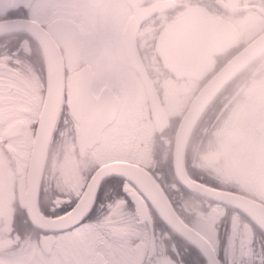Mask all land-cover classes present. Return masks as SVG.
<instances>
[{"label": "snow or ice", "instance_id": "6c2138e0", "mask_svg": "<svg viewBox=\"0 0 264 264\" xmlns=\"http://www.w3.org/2000/svg\"><path fill=\"white\" fill-rule=\"evenodd\" d=\"M131 3L0 0V175L11 178L0 264H264V105L230 95L228 80L204 91L195 168L155 152V131L139 126L153 119L147 85L132 74L182 94L210 55L180 31L189 10L199 34L248 16L264 27V0H144L128 33ZM225 152L244 173L215 158Z\"/></svg>", "mask_w": 264, "mask_h": 264}, {"label": "flooded vegetation", "instance_id": "af4514ba", "mask_svg": "<svg viewBox=\"0 0 264 264\" xmlns=\"http://www.w3.org/2000/svg\"><path fill=\"white\" fill-rule=\"evenodd\" d=\"M155 0H150L154 3ZM228 4L235 3V0H225ZM144 0H132V3L125 9L122 20V30L132 33L135 30L138 20L144 15ZM189 17L188 23L183 25L181 32H192L206 45L210 55L207 58L208 67L206 71L195 81L194 85L180 93L165 84L164 77H159L151 71L141 72L140 68H134L133 75L139 74L147 85V92L142 91L141 102L145 115L152 114V120L140 122V128L145 134L155 131L156 138L152 141V147L161 159L174 153L178 160H183L185 155L192 167L199 168L204 158L206 141L202 139V131L194 120L187 129L179 127L184 112L197 90L203 83L233 54L244 47L264 27L258 26L254 16L235 22L218 20L203 34L196 32L198 12L190 9L186 14ZM147 27V21H145ZM245 33L241 37V33ZM151 77V81L148 78ZM228 90L230 95L244 100H258L264 105V53L257 56L247 66L237 72L230 80ZM180 99L177 104V99ZM128 101L122 102L120 107H127ZM215 158L224 166L231 168L238 173H244L245 169L239 159L228 153H216ZM50 157L49 163L51 164ZM72 162V161H69ZM264 183V174L259 177ZM11 194V178L0 175V201ZM244 195H248L244 193ZM225 231H221L223 242Z\"/></svg>", "mask_w": 264, "mask_h": 264}, {"label": "water", "instance_id": "95a60500", "mask_svg": "<svg viewBox=\"0 0 264 264\" xmlns=\"http://www.w3.org/2000/svg\"><path fill=\"white\" fill-rule=\"evenodd\" d=\"M264 53V31L250 40L244 47L229 57L197 90L179 124L180 129H187L195 120V110L204 91L215 84L230 80L237 72L252 62L257 56Z\"/></svg>", "mask_w": 264, "mask_h": 264}]
</instances>
